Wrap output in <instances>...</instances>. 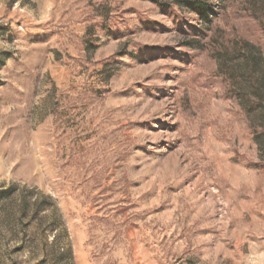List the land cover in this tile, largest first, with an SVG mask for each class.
Masks as SVG:
<instances>
[{
    "label": "rangeland",
    "instance_id": "374dc122",
    "mask_svg": "<svg viewBox=\"0 0 264 264\" xmlns=\"http://www.w3.org/2000/svg\"><path fill=\"white\" fill-rule=\"evenodd\" d=\"M235 40L264 0H0V264H264Z\"/></svg>",
    "mask_w": 264,
    "mask_h": 264
},
{
    "label": "trees",
    "instance_id": "16d2710c",
    "mask_svg": "<svg viewBox=\"0 0 264 264\" xmlns=\"http://www.w3.org/2000/svg\"><path fill=\"white\" fill-rule=\"evenodd\" d=\"M198 10L205 15V7ZM219 71L246 112L258 143H264V52L249 40H235L216 53ZM4 192H0V194ZM38 203L35 200L36 204ZM28 202L24 209L31 208ZM24 210V211H25ZM69 251V249L67 250Z\"/></svg>",
    "mask_w": 264,
    "mask_h": 264
}]
</instances>
